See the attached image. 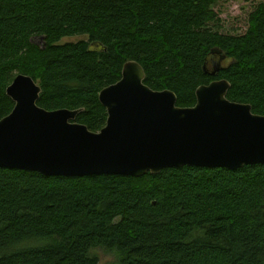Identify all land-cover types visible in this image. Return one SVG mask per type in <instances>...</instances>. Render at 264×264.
Instances as JSON below:
<instances>
[{"label": "trees", "instance_id": "trees-1", "mask_svg": "<svg viewBox=\"0 0 264 264\" xmlns=\"http://www.w3.org/2000/svg\"><path fill=\"white\" fill-rule=\"evenodd\" d=\"M217 1L0 0V119L14 107L6 88L23 74L41 88L39 107L81 109L75 122L99 132V92L129 61L180 107L225 79L228 100L264 115V1L242 35L215 30ZM72 36L85 38L60 43ZM215 56L228 63L210 76ZM96 248L118 264H264V165L139 178L0 168V264H99Z\"/></svg>", "mask_w": 264, "mask_h": 264}, {"label": "water", "instance_id": "water-1", "mask_svg": "<svg viewBox=\"0 0 264 264\" xmlns=\"http://www.w3.org/2000/svg\"><path fill=\"white\" fill-rule=\"evenodd\" d=\"M224 58L213 64L210 76L220 71ZM144 78L139 63L124 64L120 80L99 92L107 121L92 132L75 122L81 109L39 107L41 88L30 76L16 75L6 88L14 107L0 119V168L44 176L139 178L183 166L264 165V115L228 100L227 80L199 86L195 105L180 107L173 91L153 90Z\"/></svg>", "mask_w": 264, "mask_h": 264}, {"label": "rangeland", "instance_id": "rangeland-1", "mask_svg": "<svg viewBox=\"0 0 264 264\" xmlns=\"http://www.w3.org/2000/svg\"><path fill=\"white\" fill-rule=\"evenodd\" d=\"M264 0H218L215 6L217 13V22L214 24L215 30L222 34L242 35L248 28V17L255 6ZM85 37L72 36L63 38L60 43L76 42ZM32 41L36 44H43L41 37H33ZM219 56L212 58L214 63H218ZM228 60L224 58L220 65H227ZM99 259V264H118L116 255L112 251L96 248L93 250Z\"/></svg>", "mask_w": 264, "mask_h": 264}]
</instances>
